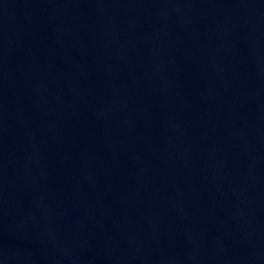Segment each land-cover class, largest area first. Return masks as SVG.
I'll return each instance as SVG.
<instances>
[{"label": "water", "instance_id": "95a60500", "mask_svg": "<svg viewBox=\"0 0 264 264\" xmlns=\"http://www.w3.org/2000/svg\"><path fill=\"white\" fill-rule=\"evenodd\" d=\"M0 78L143 264H264V0H0Z\"/></svg>", "mask_w": 264, "mask_h": 264}]
</instances>
